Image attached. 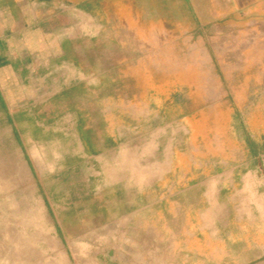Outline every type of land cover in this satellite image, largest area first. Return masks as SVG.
Instances as JSON below:
<instances>
[{"label": "crops", "instance_id": "1", "mask_svg": "<svg viewBox=\"0 0 264 264\" xmlns=\"http://www.w3.org/2000/svg\"><path fill=\"white\" fill-rule=\"evenodd\" d=\"M200 1L211 9L196 12ZM153 2L0 0V142L38 150L58 136L62 151L37 161L39 179L73 181L72 210L88 218L73 244L101 246L91 264H233L238 223L264 214V133L225 102L257 99L249 69H264L253 66L264 0H224L226 14L219 0H185L196 26L179 44L183 61L176 15ZM162 45L174 56L166 66ZM129 78L148 93L97 92Z\"/></svg>", "mask_w": 264, "mask_h": 264}, {"label": "rangeland", "instance_id": "2", "mask_svg": "<svg viewBox=\"0 0 264 264\" xmlns=\"http://www.w3.org/2000/svg\"><path fill=\"white\" fill-rule=\"evenodd\" d=\"M153 3L154 5H150L151 8L156 7V3H158V9L155 11H158L162 18H170V13L176 15L177 33L174 34L178 42L176 57L177 60L183 61L184 49L182 47V50L181 46L183 45L179 46V44L189 39L187 34L191 35L192 31L195 30L196 21L193 18L189 20L190 16L185 6V0H154ZM201 3L200 1L198 5L194 6L196 12L211 9L210 6L201 5ZM233 7V5L225 4L224 0H219L217 3V9L225 14L230 12ZM172 9L175 10V14L171 12ZM179 15H181V20L178 17ZM186 17L187 22L183 20ZM170 19H174V17ZM145 24L144 28L148 30V25ZM169 28L172 30L174 26L170 25ZM260 40H264V38ZM169 48L172 47L162 45V66L168 64V56L170 58L173 56V52ZM256 55L260 65L253 63V66H264V51H260ZM238 60L242 64H251L252 61L251 59L246 61L243 57ZM231 61L233 60L231 59ZM144 70L142 68L143 73ZM166 70L167 68H162V74ZM177 71L178 74L181 72L180 69H177ZM249 72L251 74L250 80L254 83L249 86V89L257 94V99L227 101L225 102V112L228 114L232 110L245 109L246 117L244 119L250 130L259 138L264 133V85L261 83L264 82V69L258 70L253 67V69H249ZM131 80L133 79L129 78L127 84L102 86L101 89H97V92L112 91L116 94H126L128 92L148 93V86L134 85ZM255 83L258 84L255 85ZM166 88V85L161 84V92H164ZM247 88L246 86L245 89ZM112 103L113 105H120L122 102L113 101ZM143 103L148 104L147 101ZM229 105H231V108ZM145 108L147 109V106ZM102 109L104 110L105 106L102 105ZM179 110L180 108H178ZM114 118L116 119V117ZM220 119L223 120L222 129H228L231 118L226 115ZM1 136L0 264H91L88 252L90 250L94 252L101 246L73 244L75 235L88 230L84 227L88 219L87 214L75 213L72 210L75 189L73 181H62L55 174L48 175L46 180L39 179L40 172L37 161L52 162L54 159L53 154L62 151L58 140L55 138L58 136H54L43 149L29 148L27 151L21 150L18 143L14 139H10L8 134ZM35 152L38 156L34 155ZM233 155L238 156L237 149L233 150ZM46 168L48 170L57 168L56 170H58L59 166H47L46 164ZM85 172L88 173L87 170ZM69 173L71 177L72 170ZM82 203L88 206L89 200L86 199ZM62 206H66V212L64 213L60 212ZM82 222L84 223L82 224ZM81 225L83 226L81 227ZM68 233L71 235H68ZM64 234H67L69 238L67 244L61 241ZM233 237L237 242L232 246L233 256L235 257L233 264H264V214L261 215L256 212L252 219L239 222L238 227L234 230Z\"/></svg>", "mask_w": 264, "mask_h": 264}]
</instances>
